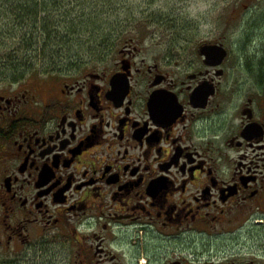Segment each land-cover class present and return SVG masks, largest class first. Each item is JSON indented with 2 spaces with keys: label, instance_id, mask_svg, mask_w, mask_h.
Instances as JSON below:
<instances>
[{
  "label": "flooded vegetation",
  "instance_id": "1",
  "mask_svg": "<svg viewBox=\"0 0 264 264\" xmlns=\"http://www.w3.org/2000/svg\"><path fill=\"white\" fill-rule=\"evenodd\" d=\"M236 51L148 59L131 39L46 97L0 96V251L63 237L74 264H264V61Z\"/></svg>",
  "mask_w": 264,
  "mask_h": 264
},
{
  "label": "rangeland",
  "instance_id": "2",
  "mask_svg": "<svg viewBox=\"0 0 264 264\" xmlns=\"http://www.w3.org/2000/svg\"><path fill=\"white\" fill-rule=\"evenodd\" d=\"M78 6L71 17L57 11L54 15H61L69 27L68 21L87 17L98 7L85 10ZM95 11L100 12L96 15L102 23L100 30L84 31L78 36L80 43L60 46L55 65L45 61L41 74L28 75L21 83L2 81L0 75V96L12 97L28 90L46 97L41 88L54 87L60 78H80L105 65L131 39L148 59H175L177 50L190 54L200 43L221 40L238 55L242 47L253 64L264 61V0H117L113 5L100 2ZM255 236L261 251L264 232ZM65 243L63 237H43L31 245L0 251V264H74L76 260L65 255ZM262 251L264 258V248Z\"/></svg>",
  "mask_w": 264,
  "mask_h": 264
},
{
  "label": "trees",
  "instance_id": "3",
  "mask_svg": "<svg viewBox=\"0 0 264 264\" xmlns=\"http://www.w3.org/2000/svg\"><path fill=\"white\" fill-rule=\"evenodd\" d=\"M116 1L0 0L2 81L19 82L28 75L41 74V66L47 60L55 65L60 46L68 47L74 42L80 43L78 36L82 32H96L101 29V20L96 16L100 12L95 11L99 3L113 5ZM79 4L85 10L98 7L87 17L68 21L69 27L64 25L61 15H54L57 11L65 13L67 18L71 17Z\"/></svg>",
  "mask_w": 264,
  "mask_h": 264
},
{
  "label": "water",
  "instance_id": "4",
  "mask_svg": "<svg viewBox=\"0 0 264 264\" xmlns=\"http://www.w3.org/2000/svg\"><path fill=\"white\" fill-rule=\"evenodd\" d=\"M200 53L207 55V57H211L213 55H220L221 57H224L223 51H221L219 48H217L215 46H210L207 48H201ZM118 79H120V77H117L115 79V81L113 82L114 88H117V86L120 84V80H118Z\"/></svg>",
  "mask_w": 264,
  "mask_h": 264
},
{
  "label": "clouds",
  "instance_id": "5",
  "mask_svg": "<svg viewBox=\"0 0 264 264\" xmlns=\"http://www.w3.org/2000/svg\"><path fill=\"white\" fill-rule=\"evenodd\" d=\"M201 10H203V9H201Z\"/></svg>",
  "mask_w": 264,
  "mask_h": 264
}]
</instances>
